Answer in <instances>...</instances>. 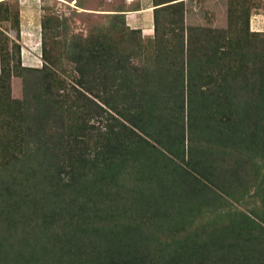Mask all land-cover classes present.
Masks as SVG:
<instances>
[{
    "label": "trees",
    "instance_id": "obj_1",
    "mask_svg": "<svg viewBox=\"0 0 264 264\" xmlns=\"http://www.w3.org/2000/svg\"><path fill=\"white\" fill-rule=\"evenodd\" d=\"M182 2L152 0L153 37L142 43L141 63L126 51L122 11L73 31L71 14L42 5L43 62L25 66L18 13L10 12L13 39L0 33V218L18 219L27 232L38 228L41 250L29 252L22 236L14 253L0 232V264H264V35L248 28V18L229 23L230 2L225 28L172 15L159 23L161 11L175 15ZM13 76L22 78L19 99L11 96ZM56 79L69 81L71 92L55 93ZM113 89L122 92L114 97L123 112L107 98ZM94 98L129 123L103 132L105 150L116 148L120 161L91 179L104 183L106 202H128L107 209L105 225L95 215L102 208L94 188L75 184L83 177L71 163L75 143L88 160L98 152L90 147L100 143L88 145L87 137L88 111L104 110ZM8 183L16 189L14 211Z\"/></svg>",
    "mask_w": 264,
    "mask_h": 264
},
{
    "label": "rangeland",
    "instance_id": "obj_2",
    "mask_svg": "<svg viewBox=\"0 0 264 264\" xmlns=\"http://www.w3.org/2000/svg\"><path fill=\"white\" fill-rule=\"evenodd\" d=\"M229 2L230 5L232 4V20H230V22L228 15L229 10L227 11ZM14 3L15 2H12L11 0H4V2L1 4L6 6L7 8L3 7L4 11L2 12V16H0V33L3 36H7L10 39H13L14 33L12 31L13 25L12 19L10 18V12L17 11L18 23L20 26V37L18 39V42L21 46V61L23 65L29 67H40L43 62L40 58V21L45 11L41 9L40 6L42 5H45L50 9L46 10V12H53L55 14L63 12L67 15L71 14L72 22H74V24H72L73 31L87 30L93 22L95 23L99 20L104 21L109 18L110 13H120L122 11V13H124V20L127 28L126 51L127 53H133L135 56H137V59L140 63L142 43H145L149 39V37H153L152 0H17L16 4ZM181 5L180 10H178L175 15L169 13V11H173L174 8H168L161 11L158 15L159 23L162 24V20L166 22L167 20H169L168 17L172 15L171 19L175 18V20L181 22L184 21L186 25H202L204 27L225 28L228 26V22L231 24H234L236 22L237 26H242V22H245L246 18H248V28L252 31H257L261 35H264V0H183ZM133 10H142L141 22L138 23V21L140 20L136 19L135 21L133 20V18H128V14ZM6 11L7 14L5 17L4 13H6ZM73 11H75L76 14H81V16L74 15ZM179 12H181V14ZM171 36L173 35L171 34ZM2 40L3 38L0 35V42H2ZM140 63H138V65H141ZM56 74L57 78H61L59 73ZM69 79L70 76H68V80ZM56 82L57 83H55V81L53 80L50 86L53 91H55V93H59L60 95L62 93L69 94L71 92V83L69 81H62V83H60L58 79H56ZM107 83L109 84V82ZM10 86L11 96L13 98L19 99L23 96L24 88L22 85L21 76L11 77ZM107 92V98L113 101V104L117 106V109H119L120 112H123L124 108H122L121 106V101L118 98L114 97V94L116 96H122V92H115L114 89L113 93L109 90ZM110 94H112L111 97H109ZM104 98L106 99V96H104ZM94 99L103 107L104 110L100 108L102 111L101 114L98 115H94L91 110L88 111V123L92 127H90L89 129L87 137L88 139H90L88 140V145L92 144V140H97L98 143H100L96 149L90 147L91 150L95 152L98 150V152L93 153L91 151L88 156H92V158L88 160L89 158H85L81 154L82 150H80V143H75L78 144V146L75 152H71V154L74 155L71 163L76 164V166H73V168L76 167L74 171L75 175L79 176L82 172L81 177H83L81 179L79 178L75 184H78L79 181L81 182V180H83L81 183H87L94 188L92 191L95 192L93 195L95 198L94 200L97 202V205L102 208H98L95 215L99 216L102 221H100V223H103V225H105L104 222H108L110 218L107 209H115L116 207L114 206L116 205L117 208H120L121 211L123 210L124 205L128 204V202H124V200L121 201L122 206L119 205L118 202L116 204L115 200V204L111 200H109L110 202H106V191L104 189H101L102 187L105 188L104 183L99 180L100 184L95 186V184H97L98 182L93 180L97 175L101 177L98 170L106 169L108 167H111L112 169L113 165L118 164V161H120V157H118V151L116 152V148L113 147L108 151L105 150L108 147L107 145L102 144L101 139L102 137H104L103 132H106L109 128L113 131V133H116V131H121L122 128L119 122L124 121L128 125L129 123L125 119H123L121 115L116 113L113 108L108 107L100 99ZM63 100L68 101L69 98H63ZM87 108L91 109L92 105L90 103H87ZM96 110L99 109L95 106L94 112ZM81 111L85 112V109H82ZM49 112H51L49 121L52 123L53 118L51 117L55 112L54 105L50 107ZM128 115H130V112ZM111 116H114L117 120L113 119ZM132 129H134L136 132L138 131L135 127H132ZM53 130L58 131L56 124L55 127H53ZM130 135L133 139L134 134ZM119 137L120 140H122L123 138L124 140H126L127 138L126 136ZM129 142H131V139L124 143V145L128 146V149H130L129 146H134ZM78 156L79 158L77 160ZM122 158H124V156H122ZM55 161L58 163L57 159H55ZM84 177L86 179H84ZM116 178H118V176ZM128 178L134 180L132 176ZM44 185L46 184L44 183ZM6 186L12 187V190L7 191V194L11 192L10 199L12 200V204H9L11 205L9 206V209L14 211L13 205L16 203V189L10 183H8ZM126 187L129 190L130 186H128V183L126 184ZM125 189L126 188H122V190ZM0 193L3 194L0 196V198H2V196L6 197L5 188H3L1 185ZM130 194H132V192L126 194L127 198L130 197ZM107 204H110V207ZM237 206L243 209V207L239 205ZM121 214H123V212ZM116 216V214H113V218ZM5 219L0 218V232L8 237L4 242V247H7L12 252L16 253L15 251L21 250V247H19L20 243L18 244L19 240H21L20 238L22 236H26L28 241L26 242L24 240V244L26 245L29 252L30 249H34L36 252H39V249L41 250V247L37 246L36 244L39 238H41V234L38 228H35L33 231L27 232V230H29V227L26 224L24 225L20 222H17L18 219H14L13 217L11 219L7 217L8 221H6ZM7 226L10 229H8ZM8 232L10 233L9 236L7 235ZM12 242L17 245H12ZM41 243L49 245V242L45 241L44 239H42ZM13 256L14 258H18V254H14ZM4 263L6 264V260Z\"/></svg>",
    "mask_w": 264,
    "mask_h": 264
},
{
    "label": "crops",
    "instance_id": "obj_3",
    "mask_svg": "<svg viewBox=\"0 0 264 264\" xmlns=\"http://www.w3.org/2000/svg\"><path fill=\"white\" fill-rule=\"evenodd\" d=\"M146 9H147V8H146ZM141 11H142V10H135V11L133 10L131 13L128 14V18H133V20H135V21H136V19H137V20H140V21H138V23L141 22V19H142V18H141V14H142ZM150 12H151V11H150ZM130 16H131V17H130Z\"/></svg>",
    "mask_w": 264,
    "mask_h": 264
},
{
    "label": "built area",
    "instance_id": "obj_4",
    "mask_svg": "<svg viewBox=\"0 0 264 264\" xmlns=\"http://www.w3.org/2000/svg\"><path fill=\"white\" fill-rule=\"evenodd\" d=\"M127 1H131V0H127Z\"/></svg>",
    "mask_w": 264,
    "mask_h": 264
}]
</instances>
